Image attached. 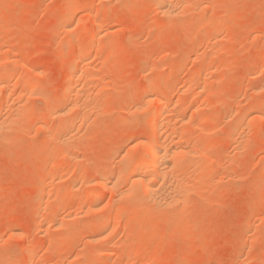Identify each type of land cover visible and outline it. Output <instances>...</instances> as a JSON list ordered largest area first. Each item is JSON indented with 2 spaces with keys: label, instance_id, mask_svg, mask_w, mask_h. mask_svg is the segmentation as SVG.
I'll return each instance as SVG.
<instances>
[{
  "label": "rangeland",
  "instance_id": "374dc122",
  "mask_svg": "<svg viewBox=\"0 0 264 264\" xmlns=\"http://www.w3.org/2000/svg\"><path fill=\"white\" fill-rule=\"evenodd\" d=\"M191 4L181 7V3L183 15L171 19L160 13L156 0H0V115L9 119L15 106L21 112L27 110L25 121L20 118L21 127L16 122V129L5 130L0 138V264H26V248L31 242L37 251L35 264H92L94 251L101 258H95V264H149V260L150 264H264V0H195ZM72 16L75 24L68 27ZM78 16L83 20L80 26L76 25ZM64 19H70L67 25ZM65 42L74 43L69 54L64 52ZM78 50L88 55L83 65L86 74L96 75L90 79L93 85H86L92 90L87 87L90 92L84 98L91 96L87 99L93 104L97 101L91 105L97 108H88L86 114L79 107L73 112L67 109L70 121L80 118L75 121L77 129L82 127V115L90 116L89 124L76 129V137L66 142L67 148L66 143L54 140L59 121L52 114L53 109L75 100L66 94V82ZM150 92L153 98L159 92L172 99L169 111L174 131L179 129L177 136L184 139V146L199 147L195 148L197 157L200 155L195 158L197 164L200 159V166L211 169L199 179L204 170L196 163L192 167L186 163L177 171L184 173L179 174L182 179L186 174L192 189L191 202L176 207L178 210H163L146 204L145 199V205L137 206L135 194L129 191L136 171L118 176L126 152L135 149L136 154L140 148L136 141L149 135L148 109L143 112L136 106L147 101ZM258 108L260 113L255 112ZM180 110L188 115L189 123L184 126L178 120L184 115L177 113ZM133 111L135 122L129 117ZM187 139H192L190 144ZM55 160L59 171L53 170L55 175L49 178L48 165ZM107 168L114 171V179H120L112 190L98 183L100 170ZM90 185L96 192L88 191ZM41 193L45 198L41 199ZM46 208L49 213L44 212ZM79 217H84L83 223L78 222ZM63 219L64 226L56 228ZM105 219L111 222L106 240L93 241L92 236L103 231Z\"/></svg>",
  "mask_w": 264,
  "mask_h": 264
},
{
  "label": "bare ground",
  "instance_id": "6f19581e",
  "mask_svg": "<svg viewBox=\"0 0 264 264\" xmlns=\"http://www.w3.org/2000/svg\"><path fill=\"white\" fill-rule=\"evenodd\" d=\"M65 1V0H64ZM67 1V0H66ZM109 1V0H108ZM153 1V0H152ZM157 2H158V5L160 6L159 8H160V10L159 11H161L160 13H162L164 16H166L167 18H171V19H176L181 13H182V15H183V11H182V6H184V7H186L187 5H186V3H189V5H192L191 4V2L193 3V2H195V0H187V2H185V0H178V2H179V5H178V7H179V10L181 9V12L178 10V8H177V6H175V0H156ZM184 1V2H183ZM189 1H191V2H189ZM57 2L59 3H61V0L60 1H58L57 0ZM104 2V1H103ZM177 2V3H178ZM211 2V1H210ZM210 2L208 3V4H210ZM105 3V5L107 4L106 3V1L104 2ZM181 3L183 4V5H181ZM185 3V4H184ZM199 3V2H198ZM57 5V4H56ZM60 4H58V6H59ZM70 5V4H69ZM82 5V4H81ZM177 5V4H176ZM180 5H181V7H180ZM197 5V4H196ZM196 5H194L195 7H197ZM61 6V5H60ZM72 6V5H71ZM206 6V5H205ZM204 6V7H205ZM68 7V6H67ZM79 7V6H78ZM193 7V6H192ZM194 8V7H193ZM199 8V6L197 7V9ZM71 9H72V11L74 10H76V9H73L72 7H71ZM70 9V10H71ZM184 9V8H183ZM187 8H185V10H186ZM189 9V8H188ZM69 10V11H70ZM90 10V9H89ZM93 10V9H92ZM179 12H178V11ZM190 10V9H189ZM195 10V9H194ZM69 11H67V13H68V15H69ZM72 11H70L71 12V14H72ZM79 11V10H78ZM86 11H88V10H86ZM76 12H77V10H76ZM75 12V13H76ZM79 12H81V11H79ZM66 13V14H67ZM78 13V12H77ZM76 13V14H77ZM85 13H88V12H85ZM97 13V12H96ZM185 13V12H184ZM76 14H74V12H73V14L72 15H76ZM100 14H101V11H100ZM186 14V13H185ZM78 15H80V13L78 14ZM81 16H83V15H81ZM89 16V15H88ZM90 16H91V14H90ZM94 16H95V14H94ZM102 16V15H101ZM65 17H66V15H65ZM76 17H77V15H76ZM75 17V18H76ZM79 17V19H80V16H78ZM86 18H88L87 16H85ZM99 17V16H98ZM184 17V16H183ZM68 18H70L71 19V17H68ZM74 17L72 16V19H73ZM96 18V17H95ZM165 18V17H164ZM166 18V19H167ZM70 19H64L65 21H63V22H65V24H66V22L68 21L69 22V20ZM182 19V18H181ZM74 20H76V19H73V20H70L71 22H69V24H68V27H72L74 24H75V22H74ZM82 19H80V20H77L78 22L76 23V25L77 26H80L81 25V22H83V20L81 21ZM97 20V19H96ZM100 20H101V17H100ZM179 20V19H178ZM97 21H99V20H97ZM96 21V23L98 24V22ZM106 21V20H105ZM104 22V21H103ZM110 22H112V21H108L107 20V23H110ZM85 23H86V21H85ZM100 24L102 23V22H99ZM178 23V22H177ZM64 24V25H65ZM104 24H105V22H104ZM67 25V24H66ZM86 25V24H85ZM76 27V26H75ZM87 27V26H86ZM94 27V26H93ZM97 27H98V25H97ZM74 28V27H73ZM98 28H100V25H99V27ZM68 29V28H67ZM105 29V28H104ZM88 30V29H87ZM101 30H103V29H101ZM68 31H70V30H68ZM104 31V30H103ZM97 32V31H96ZM89 33V32H88ZM87 33V34H88ZM92 33V32H91ZM95 33V32H94ZM98 33V32H97ZM101 35V34H100ZM98 36V35H97ZM95 37V36H94ZM93 37V38H94ZM71 41V40H70ZM79 42V41H78ZM70 42H65L64 44H66L65 46V49H64V52H65V54L66 53H70L71 52V46H72V44H74V43H72L71 45L69 44ZM80 43V42H79ZM82 43V42H81ZM92 43H93V41H92ZM75 48V47H74ZM78 48V47H77ZM81 49V48H80ZM83 49V48H82ZM81 49V50H82ZM80 50V51H81ZM84 50V49H83ZM76 51V50H75ZM79 50H78V54H79V56L76 58L75 57V62L74 63H72L71 64V66H70V68H71V73H70V75H71V77L69 78V79H67V82H66V94H68V96H72V97H74V101H73V103L71 102L69 105L68 104H66V106H64V107H58V108H56L55 110L53 109V114L52 115H54L53 117L55 118V119H58L57 121H59V124H58V126L55 128V131H53V134L56 136L55 137V141H59V143L61 142V144L63 143H66V142H69L68 140L70 139V140H72V138L75 136V134H74V132H75V130L77 129V126L79 125H77L76 124V122L75 121H77V120H79V119H77V120H75V121H70V119H68V118H70V116L68 117L67 116V112H73L74 110L73 109H75L76 111H77V109H78V107L79 108H81V110L80 111H82V112H84V111H86L88 108L89 109H93V105H95L96 103H97V101H95L96 103L95 104H93L92 102H89L90 100H91V96H89V94H91V93H89L87 96H89V97H91V98H89V97H87V98H89V99H87V98H84V96L86 97V95H85V93L87 94V92L89 91V90H87L86 91V88L88 87V86H86L87 84H89V83H91V80L90 79H93L92 77H93V75H95L94 73H92L91 71V73L93 74V75H91V74H86V72L84 71V68H83V65L85 64V62L87 61V57L86 56H88L87 54H86V52H84V51H81L80 52ZM91 53H92V51H91ZM77 55V54H76ZM205 55V54H204ZM90 56V55H89ZM202 56H203V54H202ZM90 59V58H89ZM15 63H16V61H15ZM88 72H89V70H88ZM89 72V73H90ZM92 76V77H91ZM96 76V75H95ZM94 76V77H95ZM96 78V77H95ZM94 78V79H95ZM27 79V78H26ZM74 79H77V80H79V81H84V83H83V85H79L78 84V82H77V84H76V81L74 80ZM30 80V79H29ZM30 81H32V80H30ZM93 81V80H92ZM169 81V80H168ZM33 82V81H32ZM99 82V81H98ZM164 82V81H163ZM166 82V81H165ZM5 83V82H4ZM28 83V82H27ZM96 83H97V81H96ZM95 83V84H96ZM154 83V82H153ZM203 83V82H202ZM202 83H199V84H202ZM1 82H0V86H1ZM26 84V83H25ZM24 84V85H25ZM33 84V83H32ZM35 84V83H34ZM76 84V85H75ZM92 85H93V82L91 83ZM90 84V85H91ZM95 84H94V86H95ZM159 84V83H158ZM160 84H162V86H166L164 83H160ZM7 85V84H6ZM9 85V84H8ZM36 85H37V83H36ZM80 87H79V86ZM91 85V86H92ZM97 85V84H96ZM157 85V84H156ZM206 85L207 84H205V85H203V86H205V90L208 88V86L206 87ZM30 86H32L31 85V83H30ZM29 86V87H30ZM65 86V85H64ZM78 86V87H77ZM33 88H35V86L33 85L32 86ZM90 87V86H89ZM88 87V88H89ZM153 87V86H152ZM202 87V86H201ZM6 87H4V89H5ZM91 88V87H90ZM89 88V89H90ZM95 88H96V86H95ZM157 88V87H156ZM164 88V87H163ZM167 88V87H166ZM261 88V87H260ZM65 89V88H64ZM201 89H203V88H201ZM10 90H11V88H10ZM9 89H8V92L10 91ZM34 90V89H33ZM91 90H92V88H91ZM156 90V89H155ZM159 90V89H158ZM205 90H204V92H205ZM209 90H211V89H209ZM7 91V90H6ZM5 91V92H6ZM35 91V90H34ZM37 91V90H36ZM165 91V90H164ZM169 91V90H168ZM202 91V90H201ZM200 91V92H201ZM4 92V93H5ZM90 92V91H89ZM160 92V91H159ZM159 92H157V94L154 96V98H153V96H151L152 94V92H150V95H149V97L148 96H146V97H148V99H146L147 101H144L143 100V102H141V103H139L136 107H138V108H140V109H144V111L143 112H146L145 111V109L147 110L148 109V115H147V126L150 128V130L148 129V127H146L148 130H149V132H147L146 130V132L149 134V135H147L146 136V138H144V136H143V138L142 139H139L138 141H136V144H138L139 146H140V148L138 149L140 152L138 153V150H137V153L135 154L133 151H136L134 148H135V146H134V150L131 152V151H128V153L126 152V155H124L123 156V164H124V167H123V169H121L120 170V172H119V177H121V174L124 172V171H136L135 172V175L133 176V180H131V184H130V186H132V187H130V189L131 190H129L130 192L132 191V193H134L135 195H133V196H135V197H133L134 199L133 200H135V204L137 205V206H143V205H145V203H144V199L147 201V203L146 204H148V203H150V204H152V205H154V206H156V207H159V208H163V210H168V209H175L176 207H179V208H182V207H180V206H182L183 205V207H185L188 203H190L189 202V200H190V194L192 193L191 191H192V189L190 188L189 189V186H188V184H187V181H185V177H186V174H185V177H184V179H182L183 178V176H182V178H181V176L179 175V174H182V173H179V174H177V171L178 170H180L182 167H183V165L184 164H186V163H190L191 164V166H189V167H192V165H194L195 163H196V165H198V166H200L199 165V160H198V164H197V162H196V160H195V158H199V156L197 157V150L195 149V148H197V147H195V148H193L194 147V145L191 147V146H189V147H186V146H184V143H183V141L182 140H184L183 138L181 139V138H179L178 136L180 135L179 134V132L177 133L176 131L178 130L179 131V129H175V131H174V128L172 127V125H171V121L173 120V114H170V111H169V106H171V104H172V99H171V101H169L168 99H170V98H168L169 96H167V98H165V97H163L162 95H161V93H159ZM16 93V92H15ZM22 93V92H21ZM63 93H65V91H63ZM145 93L147 94L148 93V91L146 92L145 91ZM33 94V93H32ZM96 94L97 93H95V98H96ZM146 94H144V95H146ZM149 94V93H148ZM147 94V95H148ZM201 94V93H200ZM16 95V94H15ZM17 95H18V93H17ZM142 95V94H141ZM140 95V96H141ZM154 95V94H153ZM18 96H20V95H18ZM22 96H23V93H22ZM22 96H20V100H22L21 99V97ZM28 96V95H27ZM32 96H34V95H32ZM67 96V95H66ZM66 96H64V94H63V96L62 97H65L66 98ZM150 96L152 97V98H150ZM184 96V95H183ZM51 97V96H50ZM62 97H61V99H62ZM71 97V98H72ZM185 97H186V95H185ZM32 98V97H31ZM54 98V97H53ZM71 98H69V101L71 100ZM94 98V97H93ZM142 98V97H141ZM46 99H48L47 97H46ZM144 99V98H143ZM167 99V100H166ZM25 100V99H24ZM23 100V101H24ZM27 100V101H26ZM26 100H25V102L24 103H26V108H28V105L29 104H27L28 103V99L26 98ZM33 100V99H32ZM49 100V99H48ZM73 100V99H72ZM71 100V101H72ZM142 100V99H141ZM15 101V100H14ZM17 101V100H16ZM19 101V100H18ZM18 101H17V103H18ZM52 101H54V100H52ZM57 101V100H56ZM93 101V100H92ZM187 101V100H186ZM67 102V101H66ZM179 101H177V103H178ZM29 103H30V101H29ZM91 103V104H90ZM154 105H153V104ZM177 103H175V104H177ZM150 104H152L153 105V107H147L148 105H150ZM179 104V103H178ZM16 105H19V104H16ZM62 105H65V104H62ZM92 105V106H91ZM196 105V104H195ZM22 106H23V103H22ZM175 106H177V105H175ZM174 106V107H175ZM10 107H12V106H10ZM19 107V106H18ZM182 107H184V106H182ZM182 107H181V109H182ZM193 107V106H192ZM198 107V106H197ZM199 107H200V105H199ZM198 107V108H199ZM15 108V110H13V113H11L10 112V114H12V116H9L10 118L9 119H7L6 117V120L5 119H2V116L0 115V117H1V119H0V138L1 139H3L2 138V136H4L3 134H4V132H5V130L6 131H9V132H11L10 130L12 129V128H15L14 126H15V124H17L18 123V126H20L21 127V123H19L20 122V118L22 119V120H24V118H26L25 116L26 115H24L25 114V112L27 111H25L24 112V110L21 112V109L19 110L18 108H16V106L14 107ZM13 108V109H14ZM20 108V107H19ZM22 108V107H21ZM95 108H97L96 106H95ZM93 109V110H96V109ZM204 108V107H203ZM202 108V109H203ZM12 109V108H11ZM69 111H68V110ZM83 109V110H82ZM179 109V108H178ZM190 109V108H189ZM191 109H193L194 110V108H191ZM197 109V108H196ZM73 110V111H72ZM90 110V111H91ZM135 110V109H134ZM136 110L140 113L141 112V110L139 111V109H137L136 108ZM135 110V111H136ZM176 109H174V111H175ZM185 110V109H184ZM199 111L201 110V109H198ZM258 110H259V108L257 109V110H255V112H257V113H260V111L258 112ZM260 110H261V108H260ZM172 111H173V109H172ZM192 111V110H191ZM204 111V110H203ZM203 111H201V112H203ZM251 111V110H250ZM69 112V113H70ZM79 113V114H84V113ZM87 112H89V111H87ZM86 112V113H87ZM95 112V111H94ZM129 112V111H128ZM131 112V111H130ZM184 112H186V111H183L182 113H184ZM198 112V111H197ZM27 113V112H26ZM47 113V112H46ZM45 113V114H46ZM77 113V112H76ZM85 113V114H86ZM96 113V112H95ZM134 113V118H132V114ZM133 113L131 114H129V115H131V116H129V117H131V120H133V119H135V112L133 111ZM177 113L179 114V113H181V110H180V112L179 111H177ZM181 113V114H182ZM200 113V112H199ZM198 113V114H199ZM9 114V113H8ZM9 114V115H10ZM84 114V115H85ZM92 114V113H91ZM138 114V113H137ZM187 114V113H186ZM186 114L184 113V115H181L180 116V118L178 119L179 120V122H180V124L182 125V126H184V125H186V124H188L189 123V120H188V115L186 116ZM191 114V113H190ZM197 114V115H198ZM31 115V112H30V114H29V116ZM75 115V114H74ZM73 115V116H74ZM78 115V114H77ZM77 115H75V116H77ZM80 115V116H81ZM141 115H142V113H141ZM194 115V114H193ZM246 116H248L247 114H245ZM245 115H243L244 117H245ZM21 116V117H20ZM28 116V118H30ZM94 116V115H93ZM127 116V115H126ZM139 116V115H138ZM175 116V115H174ZM179 116V115H178ZM191 116V115H190ZM189 116V117H190ZM249 116H251V115H249ZM4 117V116H3ZM8 117V116H7ZM12 117V118H11ZM50 117V116H49ZM88 117H90L88 114H87V116L85 115V116H83L82 115V117H81V121H82V123L83 124H85V125H87L86 123H88L89 124V122H90V119L88 118ZM140 117V116H139ZM191 117H193V116H191ZM203 117H205V116H203ZM71 118H72V115H71ZM75 117H73V119H74ZM198 118H199V116H198ZM258 118H260V117H258ZM262 118V117H261ZM11 119V120H10ZM89 119V120H88ZM93 119V118H92ZM125 119V118H124ZM127 119L129 120L130 118H126V121H127ZM136 119H137V117H136ZM134 120V122L135 121H137V120ZM139 119H141V118H139ZM204 119V118H203ZM242 119V118H241ZM245 119H247V117H245ZM244 119V120H245ZM256 119V118H255ZM19 120V121H18ZM28 120V119H27ZM26 120V121H27ZM46 120V118L44 119V121ZM197 120V119H196ZM206 120H207V117H206ZM243 120V119H242ZM257 120V119H256ZM260 120V122H262L261 121V119H259ZM25 121V120H24ZM47 121V120H46ZM130 121V120H129ZM139 121V120H138ZM177 121V120H176ZM175 121V122H176ZM240 121V120H239ZM249 121V120H248ZM252 121L254 122V120L252 119ZM10 122V123H9ZM17 122V123H16ZM22 122V121H21ZM42 122V121H41ZM40 122V123H41ZM49 122H51L50 120H49ZM56 122V121H55ZM128 122V121H127ZM133 122V121H132ZM173 122V121H172ZM196 122V121H195ZM242 122V121H241ZM245 122V121H244ZM243 122V123H244ZM247 122V121H246ZM78 123V122H77ZM197 123V122H196ZM202 123H204V120L202 121ZM242 123V124H243ZM256 123V122H255ZM23 124V123H22ZM25 124V123H24ZM24 124H23V126H24ZM44 124V123H43ZM81 125L82 127L84 126V125ZM178 124V123H177ZM177 124H175V125H177ZM193 124H195V123H193ZM199 124V123H198ZM248 124V123H247ZM50 125H52V124H49V126ZM56 125V124H55ZM179 125V124H178ZM256 125H257V123H256ZM13 126V127H12ZM17 125H16V127H18ZM42 126V125H41ZM91 126V125H90ZM199 126H200V124H199ZM198 126V127H199ZM236 126V125H235ZM244 126V125H243ZM250 126H252V125H250ZM44 127V126H43ZM46 127H48V126H46ZM82 127H79L80 129L82 128ZM92 127V126H91ZM142 127V126H141ZM145 127V126H144ZM143 127V128H144ZM176 127V126H175ZM178 127V126H177ZM176 127V128H177ZM190 127V126H189ZM247 127V126H246ZM19 128V127H18ZM41 128V127H40ZM50 128V127H49ZM53 128H54V126H53ZM64 130H63V129ZM65 128H66V131H65ZM78 128V129H79ZM85 129L87 128V127H84ZM193 128H194V125H193ZM204 128V127H203ZM203 128L201 127L200 128V130H203ZM241 128H243V127H240V129ZM250 128V127H249ZM249 128H247V129H249ZM255 128V127H254ZM8 129H10V130H8ZM16 129V128H15ZM19 129H21V128H19ZM78 129H77V131H78ZM80 129H79V131H80ZM12 130H14V129H12ZM47 130L49 131V129L47 128ZM51 130H53V129H51ZM50 130V131H51ZM90 130V129H89ZM251 130V129H250ZM22 131V130H21ZM60 131H63L64 132V134H63V132H62V134L60 133ZM251 131H253V130H251ZM55 132V133H54ZM60 133V135H62V136H59V134H57V133ZM181 132V131H180ZM200 132V131H199ZM242 132V131H241ZM246 132V131H245ZM248 132H250V131H248ZM255 133V132H254ZM52 134V133H51ZM74 134V135H73ZM179 134V135H178ZM204 134V133H203ZM202 134V135H203ZM246 134V133H245ZM249 134V133H248ZM142 135H143V133H142ZM145 135V134H144ZM178 135V136H177ZM208 136H209V134H207ZM240 135V134H239ZM242 136V135H241ZM243 136H244V133H243ZM249 136V135H248ZM76 137V136H75ZM79 137V136H78ZM82 137V136H81ZM245 138V137H244ZM243 138V139H244ZM7 139V138H6ZM78 139V141H79V138H77ZM198 139V138H197ZM196 139V140H197ZM200 139V138H199ZM240 139L241 140H243L241 137H240ZM247 139V138H246ZM51 140V139H50ZM193 140H195V139H193ZM239 140V139H238ZM245 140V139H244ZM77 141V140H76ZM77 141V142H78ZM190 141H192V139L190 140ZM188 142V139H187V141H186V144H190L191 142ZM195 142H198V141H195ZM4 143V142H3ZM52 143V142H51ZM75 143V142H74ZM193 143V142H192ZM200 143H201V140H200ZM203 143V142H202ZM242 143V142H241ZM244 143V142H243ZM69 144H71V141H70V143ZM68 144V145H69ZM80 144V143H79ZM78 144V145H79ZM195 144V143H194ZM197 144V143H196ZM65 145V144H64ZM73 144H71V146H72ZM192 145V144H191ZM198 145V144H197ZM237 145H238V143H237ZM239 145H241V144H239ZM238 145V146H239ZM247 145V144H246ZM66 146H67V143H66ZM188 146V145H187ZM202 146H204V145H202ZM248 146V145H247ZM49 147H50V145H49ZM70 146H67V148H69ZM77 147V146H76ZM242 147H244V146H242ZM250 147V146H249ZM47 148H48V146H47ZM72 148V147H71ZM131 148V149H132ZM137 148V147H136ZM204 148V147H203ZM248 148V147H247ZM45 149H46V147H45ZM73 149V148H72ZM198 149H199V147H198ZM245 149V148H244ZM53 150V148L51 149V151ZM71 150V149H70ZM70 150H68V152L70 151ZM74 150H75V148H74ZM128 150V149H127ZM126 150V151H127ZM200 150H201V147H200ZM49 151V150H48ZM62 151H64V150H62ZM194 151L196 152V153H194ZM202 151H203V149H202ZM52 153H53V151H52ZM64 153V152H63ZM65 153H66V151H65ZM134 153V154H133ZM203 153V152H202ZM46 154V153H45ZM67 154V153H66ZM123 154V153H122ZM121 154V155H122ZM125 154V153H124ZM56 155V154H55ZM61 155V154H60ZM59 155V156H60ZM70 154H68V156H69ZM73 155V154H72ZM196 156V157H195ZM49 157H51L50 155H49ZM66 157H67V155H66ZM202 157L204 158V156L202 155ZM201 157V158H202ZM50 159V158H49ZM205 159H206V157H205ZM204 159H202V161H203ZM207 160V159H206ZM41 161V160H40ZM56 161L57 160H55L53 163H50L51 165H48L49 166V174L51 173H54V172H52L53 170H57L58 168H56L57 167V164H56ZM201 162V161H200ZM205 162H207V164H208V160L207 161H205ZM44 163H46V162H44ZM203 163H204V161H203ZM201 165H202V163H200ZM206 164V163H205ZM63 165V164H62ZM61 165V166H62ZM195 165V166H196ZM123 166V165H122ZM195 167V168H197V169H199V167ZM204 164L202 165V166H200V168L202 167L203 168V172H202V170H201V174H199V172H198V179L199 178H202V177H200L202 174L204 175V174H206V172L208 171V169L211 171V169L209 168V166L208 165H205L204 167ZM47 167V166H46ZM184 167H186V165L184 166ZM188 167V168H189ZM194 167V166H193ZM212 167V166H211ZM60 168V167H59ZM115 169H117V168H115ZM191 169V168H190ZM197 169H196V171H197ZM214 169V168H213ZM55 170V171H56ZM64 170V169H63ZM85 170V169H84ZM192 170H194V169H192ZM200 170H198V171H200ZM59 171V170H58ZM58 171H56V172H58ZM119 171V170H118ZM184 171V170H183ZM195 171V170H194ZM62 172V171H61ZM87 172V171H86ZM115 172H116V170H115ZM181 172H182V170H181ZM185 172V171H184ZM190 172V171H189ZM212 172H213V170H212ZM88 173V172H87ZM114 173V171L113 170H110L109 168H107V169H104V170H100V173H99V175H101V177H99L101 180H100V182H98L99 184L101 183V186H103L104 188H110L111 190H112V188L113 189H115V187L117 186L118 187V185H116V184H118L119 183V181H117V180H120L119 179V177H117L118 179H114L113 178V174ZM121 173V174H120ZM126 173V172H125ZM185 173H187V172H185ZM192 173H194V172H192ZM197 173V172H196ZM210 173V172H209ZM209 173H208V175H209ZM62 174V173H61ZM60 174V175H61ZM85 174V173H84ZM83 174V175H84ZM116 174H118V173H116ZM134 174V173H133ZM47 175H48V173H47ZM55 175V174H54ZM54 175L52 174L49 178H52V176L54 177ZM182 175H184V173L182 174ZM189 175V174H188ZM187 175V176H188ZM194 175V174H193ZM195 175H197V174H195ZM194 175V176H195ZM202 175V176H203ZM57 176V175H56ZM117 176V175H116ZM206 176H207V174H206ZM115 177V176H114ZM196 177V178H197ZM48 178V177H47ZM62 178V177H61ZM187 178V177H186ZM191 178V177H190ZM192 178H194V177H192ZM196 178H194V180L196 179ZM54 179V178H53ZM52 179V180H53ZM59 179V178H58ZM198 179H196V180H198ZM48 180V179H47ZM46 180V181H47ZM49 180H51V179H49ZM55 180V179H54ZM62 180H63V178H62ZM93 180V179H92ZM92 180L91 181H89V182H92ZM188 180V179H187ZM94 181V180H93ZM99 181V180H98ZM50 182V181H49ZM83 183V182H82ZM95 182H93V184H94ZM125 182H123V184H124ZM126 183H129L128 181H126ZM188 183H189V181H188ZM193 183V182H192ZM192 183H190L191 185H193V188H194V184H192ZM44 184V183H43ZM49 184V183H48ZM122 184V185H123ZM189 184V185H190ZM196 184H197V182H196ZM195 184V185H196ZM59 185V184H58ZM113 185V186H112ZM121 185V186H122ZM64 186V185H63ZM81 186H83V185H81ZM88 186V185H87ZM110 186H112V187H110ZM120 186V185H119ZM120 186V187H121ZM128 186V185H127ZM197 186V185H196ZM44 187H45V185H44ZM119 187V188H120ZM123 187V186H122ZM126 187V186H125ZM46 188V187H45ZM76 188V187H75ZM79 188V187H78ZM82 187H80V189H81ZM128 188V187H127ZM79 189V190H80ZM88 189V191L89 192H92V190H93V187L90 185L89 186V188H87ZM121 189H123V188H121ZM120 189V190H121ZM47 190V189H46ZM46 190H44V191H46ZM54 190V189H53ZM73 190V189H72ZM78 190V191H79ZM96 190V189H95ZM38 191H39V189H38ZM63 191V190H62ZM122 191V190H121ZM120 191V192H121ZM124 191H125V189H124ZM128 191V192H129ZM73 192V191H72ZM93 192H96V191H94L93 190ZM115 193H116V191H114ZM191 192V193H190ZM40 193V192H39ZM43 193V192H42ZM41 193V195H42V197H41V199L42 198H45V196L43 197V194ZM47 193H50L51 194V191H48ZM61 192H59V194H60ZM98 193V192H97ZM111 193H112V191H111ZM127 193V192H126ZM131 193V194H132ZM145 195H144V194ZM193 193H194V191H193ZM76 194H77V192H76ZM85 194V193H84ZM96 194V193H95ZM94 194V195H95ZM117 194H119V191H118V193ZM125 193H122V194H120V196H122V195H124ZM92 195V194H91ZM127 195H128V193H127ZM141 195H144L145 197L144 198H142L141 197ZM193 195V194H192ZM53 196H54V194H53ZM62 196V195H61ZM67 196V195H66ZM125 196V195H124ZM131 196V195H130ZM49 197V196H48ZM51 197V199H53L52 198V195L50 196ZM49 197V198H50ZM117 197V196H116ZM123 197V196H122ZM40 198V197H39ZM61 198V197H60ZM66 198V197H65ZM118 198H120V197H118ZM117 198V199H118ZM41 199H40V202L42 203V201H41ZM46 199H48V198H46ZM51 199H48V201H50ZM61 199H63V198H61ZM61 199H60V201H61ZM76 199V198H75ZM75 199H74V201H75ZM115 200H116V198H115ZM114 200V201H115ZM126 200V199H125ZM128 200V199H127ZM126 200V201H127ZM47 201V200H46ZM52 201V200H51ZM63 201V200H62ZM66 201V200H65ZM123 201V200H122ZM64 203V202H63ZM66 203V202H65ZM64 203V204H65ZM72 203H74V202H72ZM93 203V202H92ZM96 203V202H95ZM100 203V202H99ZM98 203V204H99ZM102 203V202H101ZM100 203V204H101ZM115 203V202H114ZM127 203V202H126ZM128 203H130V201H128ZM46 204V202H44V205ZM99 204V205H100ZM116 204V203H115ZM134 204V205H135ZM52 205H54V203L52 204ZM73 205V204H72ZM72 205L70 206V207H72ZM90 205H92V204H90ZM135 205V206H136ZM149 205V204H148ZM147 205V206H148ZM45 206H47V205H45ZM50 206H51V204L49 205V209H50ZM65 206H66V204H65ZM128 206H129V204H128ZM48 207V206H47ZM58 207H61V205L60 206H58ZM64 207V206H63ZM88 207V206H87ZM97 207V206H96ZM152 207V206H151ZM40 208V207H39ZM44 207H42V209H43ZM53 208V207H52ZM55 208V207H54ZM67 208H68V206H67ZM67 208H65V209H67ZM92 208H95V206L94 205H92ZM128 209H129V207H127ZM42 209H41V211H42ZM56 209V208H55ZM63 209V208H62ZM69 209V208H68ZM71 209V208H70ZM121 209H124V208H121ZM126 209V208H125ZM85 210V209H84ZM83 210V211H84ZM92 210V209H91ZM90 209H89V211H91ZM143 210V209H142ZM175 210H178V208L177 209H175ZM44 211V210H43ZM94 211V210H93ZM127 211V210H126ZM145 211V210H144ZM44 212H47V208H46V211H44ZM43 212V213H44ZM56 212V211H55ZM54 212V213H55ZM84 212H86V211H84ZM114 212V211H113ZM136 212V211H135ZM148 212V211H147ZM167 212V211H166ZM47 213H49V212H47ZM88 213V212H87ZM185 213V212H184ZM45 214V213H44ZM173 214H176V213H173ZM50 215V214H49ZM52 215V214H51ZM50 215V216H51ZM54 215H56V214H54ZM53 215V216H54ZM79 215V214H78ZM85 215H86V213H85ZM84 215V216H85ZM90 215H92V214H90ZM108 215V214H107ZM119 215V214H118ZM161 215H163V214H161ZM46 216V215H45ZM71 216V215H70ZM80 216V215H79ZM82 216V215H81ZM86 216H88V215H86ZM113 216V215H112ZM111 216V217H112ZM139 216V215H138ZM164 216V215H163ZM163 216H161V217H163ZM170 216H172V214L170 215ZM185 216V215H184ZM48 217V214H47V216H46V218ZM105 217V216H104ZM108 216H106V218H107ZM110 217V218H111ZM117 217V216H116ZM147 217V216H146ZM51 218V217H50ZM67 218V217H66ZM79 218H81V219H78V222H82L83 223V221L82 220H84L82 217H79ZM86 218V217H85ZM169 218V217H168ZM65 219V218H64ZM63 219V220H64ZM71 219V218H70ZM69 219V220H70ZM172 219V218H171ZM173 219H177V217L176 216H174L173 217ZM49 220V219H48ZM47 220V221H48ZM52 220V219H51ZM55 220V219H54ZM53 220V221H54ZM47 221H45L46 222V227H47ZM68 221V220H67ZM73 221V220H72ZM56 222L57 221H55V224H56ZM58 222H60V221H58ZM75 222H77V221H75ZM110 222V221H109ZM50 222H48V224H49ZM62 223H65V220H64V222H60V223H57L58 225V227H56V225H55V227L56 228H62V226H64V224H62ZM73 223V222H72ZM71 222L69 223V224H72ZM111 223V222H110ZM108 224V221H107V219H105V220H103V222L101 223V227L103 228V231L101 232V233H99V234H97V235H94V236H92V239H93V241H95L96 240V242L97 241H100V240H106V238H107V235H106V233H108L107 231V228L109 229V226L111 225V224ZM51 224H52V222H51ZM54 224V223H53ZM52 224V225H53ZM85 224V223H84ZM41 225H45V223L44 224H41ZM73 225V224H72ZM81 225V224H80ZM83 225V224H82ZM109 225V226H108ZM69 226H71V225H69ZM90 226V225H89ZM88 226V227H89ZM108 226V227H107ZM73 227V226H72ZM78 227V226H77ZM86 227H87V225H86ZM39 228H41V227H39ZM48 228V227H47ZM46 228V229H47ZM66 228V227H65ZM71 228V227H70ZM69 228V229H70ZM43 229H44V227H43ZM51 229V228H50ZM49 229V230H50ZM67 229V228H66ZM68 230V229H67ZM71 230V229H70ZM69 230V231H70ZM75 230V229H74ZM38 231H40V230H38ZM42 231V230H41ZM44 231H47L46 233H47V235L49 234V231H48V229L47 230H44ZM61 231H63V230H61ZM65 232V231H64ZM14 233H16V232H14ZM66 233V232H65ZM73 234V233H72ZM131 234V233H130ZM46 235V236H47ZM52 235V234H51ZM56 235V234H55ZM70 235V234H69ZM17 236V235H16ZM21 236H22V234H21ZM62 236V235H61ZM60 236V237H61ZM68 236V235H67ZM71 236V235H70ZM18 237H20V236H18ZM48 237V236H47ZM54 238V237H53ZM47 239V238H46ZM50 239H51V236H50ZM48 240H49V238H48ZM53 240V239H52ZM110 240V239H109ZM28 241V240H27ZM45 241V240H44ZM47 241V240H46ZM56 241V240H55ZM105 242V241H104ZM112 242V241H111ZM30 243V242H29ZM27 244V246L28 245H30L31 243L33 244V242H31L30 244ZM57 243V242H56ZM105 243H108L107 241L105 242ZM110 243V242H109ZM30 245V246H26L27 248V250L26 249H24V250H26V253H27V257H26V260H27V262H25L26 264H35V256L37 255L36 253H37V251H36V249L33 247V245ZM111 244V243H110ZM25 246V245H24ZM57 246H58V243H57ZM39 249V248H38ZM53 249H55V248H53ZM52 249V250H53ZM23 250V251H24ZM97 250V249H96ZM51 252V251H50ZM55 252V251H54ZM101 252V251H100ZM102 253V252H101ZM2 254V253H1ZM54 254V253H53ZM97 253H95V251L93 252V257H94V260L92 261V264H95V258L97 259V261L98 260H101V258H100V253H98L97 255H96ZM103 254H106L104 251H103ZM102 254V255H103ZM3 255V254H2ZM13 255V254H12ZM35 255V256H34ZM52 255V254H51ZM96 255V256H95ZM134 255H136V254H133V256ZM4 256V255H3ZM9 256V255H8ZM105 256H107V254L105 255ZM104 256V257H105ZM137 256V255H136ZM103 257V258H104ZM127 257V256H126ZM28 258V259H27ZM107 259H108V257H106ZM6 259V258H5ZM4 259V260H5ZM123 259V258H122ZM127 258H125V262H128V260H126ZM129 259H131V256H130V258ZM133 259H135L134 257H133ZM150 259V258H149ZM8 260H10L9 258H8ZM15 260V259H14ZM148 260V259H147ZM12 261V260H11ZM17 261H18V259H17ZM130 261V260H129ZM131 261H132V259H131ZM134 261V260H133ZM135 262H137L136 260H135ZM147 262H149V264H150V260L149 261H147ZM97 263V262H96ZM146 263V262H145ZM11 264V263H10ZM13 264H14V262H13ZM18 264H19V262H18ZM98 264V263H97ZM131 264H135V263H131ZM137 264V263H136Z\"/></svg>",
  "mask_w": 264,
  "mask_h": 264
}]
</instances>
